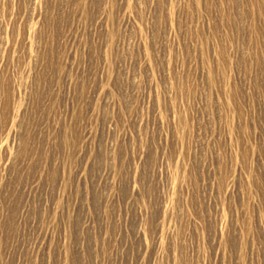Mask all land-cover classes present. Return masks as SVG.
<instances>
[{"label":"rangeland","instance_id":"rangeland-1","mask_svg":"<svg viewBox=\"0 0 264 264\" xmlns=\"http://www.w3.org/2000/svg\"><path fill=\"white\" fill-rule=\"evenodd\" d=\"M0 264H264V0H0Z\"/></svg>","mask_w":264,"mask_h":264}]
</instances>
